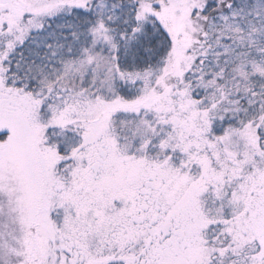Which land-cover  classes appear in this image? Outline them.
Instances as JSON below:
<instances>
[{
	"label": "snow or ice",
	"instance_id": "1",
	"mask_svg": "<svg viewBox=\"0 0 264 264\" xmlns=\"http://www.w3.org/2000/svg\"><path fill=\"white\" fill-rule=\"evenodd\" d=\"M0 264H264V0H0Z\"/></svg>",
	"mask_w": 264,
	"mask_h": 264
}]
</instances>
